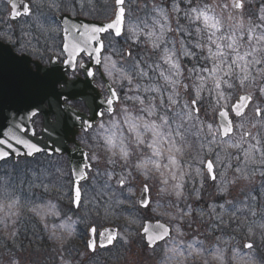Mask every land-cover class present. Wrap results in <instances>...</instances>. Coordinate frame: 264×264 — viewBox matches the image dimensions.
<instances>
[{"label":"snow or ice","instance_id":"obj_1","mask_svg":"<svg viewBox=\"0 0 264 264\" xmlns=\"http://www.w3.org/2000/svg\"><path fill=\"white\" fill-rule=\"evenodd\" d=\"M132 0H113L112 15L107 22H102L98 25L89 24H69L64 21V44L63 52L66 53V62L69 66L75 68L77 57L81 54L87 55L94 61L95 64L100 65L102 63L101 53L104 49V34H108L113 38L120 37L125 31V24L127 15H130ZM184 3L189 4L190 7L181 9L180 0H171V12L176 15V29L175 31L180 34V51L177 52L175 47V41H171L172 48L167 47L168 41L166 35L173 31L171 26V17L169 10L165 7L153 4L152 12L153 16V28L146 33V39L151 43L153 49H162L161 60L167 68H162L160 63H156L153 70H159V78H161L167 88H161L159 85L149 84L143 88V92L146 94L142 97L139 93L141 91L139 84H133V77L130 73L124 72L117 68L115 61H112L111 57H104L103 67L109 77H113L114 73L119 72V76L113 80V83L119 81H127L129 90H135L138 94L135 96L127 97L134 101H138L141 105V115L132 116L129 114L128 109L122 108L124 123L127 125L128 131L134 136L135 145L140 148L141 145L150 150V156L138 162L135 167L144 176L145 181L151 179L150 173L155 170L161 172V169H167L171 175L172 180H182L185 172L183 166L178 160L179 156L183 155L182 143L185 139V134L190 128L196 127L198 130L195 135L200 136L202 133L205 135V139L201 141V147L207 148L209 153L214 151L213 146L227 147L240 149L243 153V164L247 165L249 162H255L256 153L260 154L261 164H264V145L258 137H252L255 143H248L246 149L242 148L241 142H233L231 137L236 129H243L244 120L247 119V110L254 109L256 122H264V106L253 103V93L249 91H242L236 96L235 100H232V92L225 91V89H235L237 85L241 89H247L256 85L257 79L260 80V86L258 91L262 97H264V7L260 9V15L258 20L261 23L253 24L248 22L247 27L243 17L237 19L233 16L229 8L236 12H242L244 8L243 0H231V4L225 2L219 5L222 12H228V20L233 21L230 25L229 32L222 31L223 21L220 16L215 14L214 8L211 5L205 4L203 7L191 6L192 0H183ZM11 8V18L16 19L20 16L28 17L32 15L33 0H9ZM183 11L184 18L189 21L190 24L195 25L196 34H206V42L202 43L199 40L193 44L192 48L199 50L193 51L192 48L187 47L183 36L192 35L191 30L180 24V13ZM259 29V31H258ZM128 31L133 33V36L138 38L139 30L129 24ZM219 33V35H218ZM247 47L241 53V42L245 40ZM205 37L201 36V40ZM206 50L207 55H204ZM128 57L132 59L131 51L128 52ZM188 57L192 60H205L210 62L208 64L197 63L188 69L189 79L193 80L192 95L189 99H185L183 103L180 101L179 87L182 86L184 91L187 92L189 85L184 83L181 79L184 76V70L181 67L180 57ZM82 67L84 65H81ZM151 67V66H150ZM133 68L137 70V76L140 78L147 77L148 73L141 67L139 60H133ZM88 77H94V73L87 71ZM210 82V84H209ZM59 83V81H56ZM123 86V85H121ZM61 87H66L61 84ZM109 97L103 102L107 105V112L112 114L114 112L113 105L120 102L118 91L111 85L108 87ZM207 92L210 98L209 106L214 112L213 119L216 123L206 122L200 118V104L203 100V93ZM155 95H151V94ZM166 94V95H165ZM159 101L157 105L156 101ZM60 101H64L63 108L61 110ZM72 102L71 97L61 93L60 96L55 98V103L50 105V111L48 115L55 117L57 124H60L65 116V112L68 111V105ZM162 109V111H161ZM40 108L37 105L28 114V119L31 121L39 114ZM103 116V113H99ZM155 117V119H153ZM239 119V123L234 124V119ZM77 119L79 116L77 115ZM87 127H91V124L87 121L84 122ZM112 127H118L117 121L113 120ZM188 125V127H185ZM253 127L256 123L252 124ZM100 128L106 129L104 124H100ZM206 129V132H205ZM150 133L148 139L145 136ZM36 135L34 128H29L25 124L16 123L12 126L5 125L0 128V161L7 160L13 154L15 155H27L32 156L35 153L41 152L42 149L26 137H33ZM251 136V133L243 132L241 135V141H247V138ZM105 144L108 146L109 151H113L119 147L121 159L127 161L130 157V151L124 144V138L121 137L119 144L116 142V137L113 135L104 136ZM19 146V147H17ZM25 151L21 153L20 149ZM56 151H59L57 149ZM165 153L167 156L165 157ZM113 155L115 152L113 151ZM239 159V155L236 157ZM95 159V157H93ZM167 163H164V160ZM220 155L217 152L215 160L211 158L199 159L198 164L203 166V170H206L209 177L212 180L216 179L215 165L219 163ZM110 163L113 162L111 159ZM90 169V165L85 163L83 168L77 167L73 169L74 179L72 181V193L73 203L79 206L81 203V188L80 182L87 179L86 172ZM179 172V177L177 176ZM197 174L202 172L201 167L196 168ZM236 172L240 174L241 178L247 179L246 167L237 166ZM129 175L131 173L129 172ZM163 175V172H161ZM264 175V171L261 172ZM111 177V173L109 174ZM127 177L121 175L118 184L120 187H124ZM164 183H168L165 179ZM177 189L176 195H181L180 189L182 184L177 182L174 185ZM131 191V189H129ZM149 192V186L145 182L142 186L143 199L140 200V204L143 207H148L150 200L147 197ZM11 203L8 204L9 208L17 205L19 201L16 198L9 197ZM223 208V205H220ZM55 206L52 205L48 209V212H53ZM36 211L37 215H40V211ZM46 212L45 214H48ZM17 213H9V215H16ZM185 215L190 212H185ZM255 211L252 215H255ZM64 227V225H61ZM155 229H158L157 234H152L148 227L144 228V233L147 239L148 245L151 247L158 240H165L169 237L171 228L163 223H157ZM260 227L264 229V223L260 224ZM91 233L96 234V229L92 228ZM179 232V229H176ZM252 229L249 228V232ZM69 235L71 231L69 230ZM103 236V233L100 234ZM118 234L110 231L107 235V243L112 244L117 239ZM197 242H192L187 245L188 255L194 253L201 254V249L196 247ZM103 246V241H102ZM89 248H95V240H90L88 244ZM247 249H252L253 244L247 242L244 245ZM178 251V249H173ZM183 254V252H180ZM215 258L223 259V250L215 249L213 253ZM235 255H240L235 252ZM251 259L249 255V260Z\"/></svg>","mask_w":264,"mask_h":264},{"label":"rangeland","instance_id":"obj_2","mask_svg":"<svg viewBox=\"0 0 264 264\" xmlns=\"http://www.w3.org/2000/svg\"><path fill=\"white\" fill-rule=\"evenodd\" d=\"M113 1V0H112ZM183 0H180V3ZM197 6L203 7L205 4L211 5L214 8L215 14L220 16L223 21L222 31L227 33L230 30V25L233 21L228 20V12H222L219 5L222 3L231 4V0H195ZM262 1L264 0H243L244 8L242 12H236L235 10L229 8L233 16L239 19L243 17L245 27H247L248 22L251 21L253 24L261 23L258 20L260 15L261 7H264ZM144 2V3H141ZM132 0L133 3H141V8L145 6L149 9V13L154 15L152 12L153 4L162 3V0ZM204 4V5H202ZM140 8V6H137ZM140 10L137 8L138 14ZM182 19L188 26H191L193 33L191 36L197 38V41L204 43L206 42V34H196L195 25L190 24L187 19L184 18L182 14ZM176 21V20H175ZM131 24L139 30L138 38L133 36V33L128 31V26ZM153 28V25H152ZM150 28L149 31L152 29ZM259 31V29H258ZM147 29L142 26L134 19V16L128 17L126 34L122 39L123 43V53H122V63L123 71L127 72L126 67L133 65L132 59L126 58V51L129 49L132 51L131 44L138 43L141 37L145 36ZM170 34L167 33L166 37ZM219 35V33H218ZM201 36L205 39L201 40ZM148 41V40H147ZM197 41H194L195 43ZM151 50L157 51L162 55V49L164 45H161V49H153L151 43L147 42ZM187 44L190 42L187 41ZM242 46L240 48L241 53L247 47L246 37L245 40L241 42ZM192 45V44H190ZM177 49V48H176ZM179 53V51H177ZM204 54L207 55L206 50ZM183 58H185L183 56ZM183 58H180L181 61ZM187 58V57H186ZM181 67H184L181 63ZM128 73V72H127ZM184 83L189 85L187 92L184 91L183 87H179L180 101L183 103L185 99H189L192 95V84L193 80L184 76L181 78ZM189 81V82H187ZM127 84L124 80L123 83ZM210 84V82H209ZM128 85V84H127ZM161 88H167L163 85H159ZM260 86V80L257 79L256 85L254 87H249L247 89H241L238 85L235 89L225 91L232 92V100L236 99L242 91H249L253 93L254 104H260L264 106V97H262L258 91ZM146 87V86H145ZM140 88H144L140 87ZM129 94L123 99L122 108H127L128 112L132 116L141 115L140 108L141 105L138 101L127 99V97L135 96L138 93L135 90L129 91ZM142 97L146 94L139 93ZM154 94V93H153ZM206 97V102L204 101ZM210 98L208 93H203L204 103H209ZM130 105H129V104ZM159 105V102H156ZM121 108V110H122ZM200 118L206 122L216 123L213 119L214 112L210 108L209 110L205 107L203 109L200 105ZM120 110L121 128L128 135L129 143L132 144L134 149H136L134 137L129 134L127 125L124 123L123 113ZM162 111V109H161ZM207 114L204 118L203 114ZM211 117V118H210ZM155 119V117H153ZM254 109L250 108L247 119L244 120L243 129H236L235 134L231 137L232 141L241 142L242 148L246 149L248 143H255L252 137H258L261 144L264 145V122H256ZM240 120L235 121L239 123ZM256 123L253 127L252 124ZM188 127V125H185ZM198 125L192 127L185 134V139L182 143L183 155L178 157L185 175L182 180L174 181L167 169H161V172L153 170L150 175L151 178H159V183L164 182L165 179L168 183H164L163 188L166 187L165 201L167 218L174 225V236L170 241L173 244V249H178V251H171L170 258H164L163 261L159 262H139L132 258L131 255L127 254L128 250L131 248L130 238L131 230L124 229L120 235L116 249H119L124 254L123 262L128 264H264V229L260 227V224L264 223V175L261 172L264 171V164H261L260 154L256 153L255 162H249L247 165L243 164V153L240 149L227 148L213 146L214 151L209 153L207 148L201 147V141L205 139V135L202 133L199 137L195 135L198 130ZM206 132V129H205ZM243 132L251 133L250 139L248 141H241V135ZM150 133L145 136L148 139ZM124 138V137H123ZM125 142V141H124ZM143 146V145H142ZM147 151V156H150V150L143 146ZM219 153L220 160L219 163L215 165L217 179L216 182L211 184L209 181V176L203 166L198 164L199 159L203 156L204 158H211L215 160L216 153ZM239 155V159H237ZM167 153H165V157ZM167 163V160H164ZM55 166L54 162L50 159H45L44 157L39 158L31 163H18L17 165L4 164L0 165V237L4 240H12L19 238V231L23 230V226L26 224L36 223L33 225L30 231H33L31 238L36 237L37 232L44 234V237L49 242L48 248H40V244L43 242V238L33 239L35 243L32 246H36L38 260L36 263L39 264H80L77 258L80 260L87 255L86 248L77 247L71 251H67V247L70 246L74 241L77 240L80 234L78 232L84 229L85 240L87 241L88 231L92 226L97 228V232L103 229L106 222H112L114 220L118 221L122 225H136L137 222L133 216L135 210V201H131V192H128L130 197H127L126 206L129 207L133 212L130 214H124L123 216L118 214L105 213L104 216L98 214L86 215L83 212L79 213H69L68 205L63 204L64 202H71L69 200V190L62 187L60 182H52L51 171ZM202 168V172L197 174L196 168ZM237 166L246 167L247 169V179L241 178L240 174L236 172ZM100 174L97 172L96 176ZM132 176H142L141 172L136 169L135 172L131 173ZM112 177H116L118 180L120 175H114L111 173ZM179 177V172H177ZM130 178V179H129ZM126 179V182H132L131 176ZM118 180L116 182L117 188H119ZM150 180V179H149ZM147 180V181H149ZM179 182L182 184L180 189L181 195L178 197L176 195L177 189L174 185ZM140 185V183L138 184ZM126 189L121 190L124 192ZM16 198L19 203L12 208L8 207L11 203V199ZM54 197V199H52ZM58 199V203L55 201ZM54 205L55 208L53 212H48L50 206ZM220 205L224 207L221 208ZM37 209L40 211V215L36 214ZM255 211V215L252 212ZM48 212V214H45ZM185 212H190V214L185 215ZM9 213H17L16 215H9ZM135 215V214H134ZM127 216V217H126ZM123 217H126L122 219ZM64 225V227H61ZM186 226V228L184 227ZM38 228L37 230H34ZM179 229V232L176 229ZM249 228L252 229L249 232ZM19 230V231H18ZM28 230V229H27ZM69 230L71 235H69ZM18 231V234L15 233ZM29 231V230H28ZM135 236H132L134 239ZM197 242L196 247L200 248L201 254L188 255L187 245L192 242ZM245 241L254 244L252 250H245L243 244ZM135 245V244H134ZM39 246V247H37ZM223 250V259H217L214 255L210 254L215 251V249ZM81 249L82 253H81ZM29 248L27 246L23 254L14 255L8 253L6 250L0 248V264H23L22 260H25L27 254H30ZM48 251V252H46ZM183 252V254H180ZM238 252L240 255H235ZM114 253V252H112ZM112 253L107 255H100L99 257L93 258L89 261V264H110L115 262V260L120 259L118 255L113 256ZM249 255L251 259L249 260ZM48 257L43 261H48L44 263L42 259ZM132 258V259H131ZM131 259V260H129Z\"/></svg>","mask_w":264,"mask_h":264},{"label":"flooded vegetation","instance_id":"obj_3","mask_svg":"<svg viewBox=\"0 0 264 264\" xmlns=\"http://www.w3.org/2000/svg\"><path fill=\"white\" fill-rule=\"evenodd\" d=\"M171 4V3H166ZM112 0H33L32 15L28 17L20 16L16 19L11 18V8L9 0H0V128L12 126L16 123L27 125L34 128L36 137L44 132L47 126L51 127L53 135L58 134V124L55 117L48 115L50 105L55 103V98L61 93L73 96L71 85L84 82V92L86 100H72L65 112L64 119L69 115H74V111L84 114L86 117L103 113L97 124L87 130L82 128L76 140L82 147L89 152V161L92 163L93 171L90 173L89 180L81 185L82 202L78 209L74 208L72 181L73 176L70 169L67 155H54L49 158L46 154H41L33 161L44 157L51 159L55 166L51 173L52 182H60L63 188L69 190V200L64 202L68 205L69 213L83 212L86 215L98 214L104 216L105 213L130 214L133 212L127 207L126 201L128 192H131V201H135L133 217L137 224L122 225L118 221L106 222V227L118 228L121 235L124 229L131 230V248L127 254L139 262H159L164 258H170L173 244L170 243L174 236V225L167 218L166 210V187L164 182L159 183V178H151L145 181L142 176H132L130 173L137 169L135 165L147 157V151L141 145L134 149L129 143V137L121 128L120 110L123 106V99L128 95L124 88L123 81L113 80L119 76V72L109 77L103 67L104 57H111L115 61L118 69L123 71L122 53L123 43L121 39L113 38L108 34L103 37L104 52L101 54L102 63L100 67L92 66V59L87 55L81 54L76 61L75 68L66 62V53L63 52L64 44V21L73 24L71 20L84 19L93 22H107L112 15ZM170 7V6H168ZM171 14V13H170ZM176 38V37H175ZM174 41V40H173ZM169 48H172L170 43ZM176 47V43H175ZM81 65H84L83 67ZM91 70L94 77H88L87 71ZM59 81V83H56ZM88 82V83H87ZM61 84L66 87L62 88ZM107 84L115 88L119 93L120 102L113 105L114 112H107V105L103 102L109 97ZM63 111L64 101H60ZM39 105V114L31 121L28 114ZM99 110V111H98ZM98 111V113H97ZM118 123V127H112V121ZM85 125V121L82 120ZM104 124L105 129L100 128ZM119 144L121 137H124V144L130 151L127 161L121 159L119 147L113 151L108 150L104 136L113 135ZM130 134V133H129ZM132 135V134H130ZM133 136V135H132ZM134 137V136H133ZM74 143L67 144L70 150L75 149ZM95 157V159H93ZM110 159L113 162H109ZM27 160H20L26 162ZM28 161V162H33ZM11 162V161H10ZM99 176H96V173ZM131 176L132 182L127 181L124 187L117 188L116 177L109 174ZM130 179V178H129ZM149 186L148 197L149 206H140V196L144 183ZM140 183V185H138ZM126 189L124 192L121 190ZM131 189V191H129ZM54 199V197L52 198ZM58 203V199L55 200ZM135 214V215H134ZM124 219V217L122 218ZM163 223L170 226V238L150 248L146 244L145 236L142 234L147 224ZM152 234H157V230H151ZM79 237L69 248L75 249L77 245L86 248L87 255L80 260V264H89V261L100 255H118L120 259L110 264L124 263V254L116 249V245L109 249L97 248L93 253L88 250V240H85L84 229L78 232ZM132 236H135L132 239ZM135 244V245H134ZM81 249V253H82ZM131 258V259H132ZM129 259V260H131Z\"/></svg>","mask_w":264,"mask_h":264},{"label":"water","instance_id":"obj_4","mask_svg":"<svg viewBox=\"0 0 264 264\" xmlns=\"http://www.w3.org/2000/svg\"><path fill=\"white\" fill-rule=\"evenodd\" d=\"M78 23L79 22H75V24H78ZM84 24L98 25L100 23H90V22L88 23V22H85ZM95 65H97V64H95ZM85 85H88V84H85ZM85 85H84V82L80 83V84L79 83H74L73 85H71L72 92H73V96H71V98L73 100H86V94L84 92ZM98 111H97V113H98ZM92 116L93 117L89 118V119L85 118L84 116H82V118H85V121L90 123L91 126H92L97 121L96 112H95V115L92 114ZM80 120H81L80 116H79V119H77V115H74V116H70L69 115L67 118L63 119V121L59 124V131H58L57 135H53L52 136L50 134V129L51 128H47L49 132L44 133L39 138L26 137V138L31 139V141L33 143H36L42 149V151L38 152V153H35L32 156H27V155H18L17 156L15 154H13L11 157H14L15 160H17L18 157H22V158L27 157L29 159H32V158L35 157V155L40 154L42 152H47L49 155H53L54 153H57V154H65V153H67L68 154V159L70 161V166H71V169H72V174H73V177H74L73 169H75L77 167L83 168L85 163L90 165V163L88 161V152L85 151L84 149H82L80 147V145L75 140L76 136L78 135V130L80 128L84 127V126L81 125V121ZM85 128H87V126ZM46 139H47V142H46ZM71 142H75L76 150H68L67 149V147H66L67 144L71 143ZM17 147H19V146H17ZM57 149H59V151H56ZM20 151H21V153H23L25 150L23 148H21ZM90 170H91V165H90ZM86 175H87V179H88V173L87 172H86ZM86 180L81 181L80 184L85 182ZM211 181H214V180L211 179ZM143 198L144 197L141 196L140 200L143 199ZM76 207H78V206H76ZM146 227H148L149 231L151 232L150 228L152 227V225L151 224H147ZM110 231L116 232L118 234V230H116L114 228H107V229L102 230L101 233H103V236L99 235V246L101 248L109 247V246L113 245L114 242L116 241V240H114L112 244H108L107 243V239L106 238H107V235H108V233ZM90 237H91L90 240H95V248H96V243L97 242H96V239H95V235H93L91 233V231H90ZM90 240H89V243H90ZM102 241H103V246H102ZM161 241L162 240L156 241L153 246H155L157 243H159ZM153 246H151V247H153ZM94 249L90 248V250H92V251ZM247 250H250V249H247Z\"/></svg>","mask_w":264,"mask_h":264},{"label":"trees","instance_id":"obj_5","mask_svg":"<svg viewBox=\"0 0 264 264\" xmlns=\"http://www.w3.org/2000/svg\"><path fill=\"white\" fill-rule=\"evenodd\" d=\"M193 1V4H194V0ZM147 52V49L142 46L140 47L135 53H136V57L138 59H140L141 63H143L144 65H147L146 64V61H150L152 63L156 62V55L154 54H151L153 56H149L147 55V58L145 57V54ZM155 56V57H154ZM144 71L148 72L150 75V78L154 79H161V78H157V77H154L151 75V70L150 68L149 69H144ZM131 74H132V77L134 80H140L141 78L139 76H137V70L136 69H133L131 71ZM33 225H37L36 223H32V224H26L23 226V230L22 231H19V234H18V231L15 233L16 235L18 234L19 235V238L17 239H12V240H4L2 237H0V248L6 250L8 253L10 254H14V255H19V254H23L21 252H25L27 246L29 248V253L30 254H27L26 257H25V260H22L24 263L23 264H28V263H34V264H39V263H36V260H38V253H37V249L35 248L36 246H32L35 241H33V239H37V238H40L42 237L43 238V242L40 244V248H48L49 247V242L48 240L44 237V234L41 233V232H37L38 234L36 235V237H32L33 234V231H30L31 227ZM38 226V225H37ZM29 231H28V230ZM38 228H35L34 230H37ZM48 244H47V243ZM39 247V246H37ZM48 252V251H46ZM45 259H49L48 257L42 259L45 260ZM44 263L46 262H49L48 261H43Z\"/></svg>","mask_w":264,"mask_h":264}]
</instances>
